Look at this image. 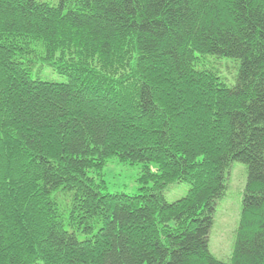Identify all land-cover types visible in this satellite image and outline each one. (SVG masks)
Segmentation results:
<instances>
[{"label": "trees", "instance_id": "obj_1", "mask_svg": "<svg viewBox=\"0 0 264 264\" xmlns=\"http://www.w3.org/2000/svg\"><path fill=\"white\" fill-rule=\"evenodd\" d=\"M198 54L239 60L236 83ZM113 158L142 166L141 193L106 191ZM234 162L223 261L209 241ZM0 264H264V0H0Z\"/></svg>", "mask_w": 264, "mask_h": 264}, {"label": "rangeland", "instance_id": "obj_2", "mask_svg": "<svg viewBox=\"0 0 264 264\" xmlns=\"http://www.w3.org/2000/svg\"><path fill=\"white\" fill-rule=\"evenodd\" d=\"M58 4L60 0H44ZM199 57L198 69L216 70L228 85L236 83L240 61L226 57L212 55H197ZM33 74L43 80L66 82L68 77L59 74L51 66L42 64L37 60ZM142 173L141 165H132L113 158L104 169L106 191L110 193H127L131 195L142 192L139 178ZM227 190L216 205L214 223L210 232L209 247L211 252L220 260L230 261L233 253L237 232L240 225L245 189L248 180L247 165L234 162L226 173ZM190 185L185 182H176L167 185L165 196L168 202H175L185 197Z\"/></svg>", "mask_w": 264, "mask_h": 264}]
</instances>
